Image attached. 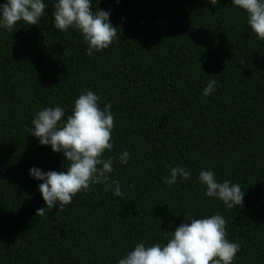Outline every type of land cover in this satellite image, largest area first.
Returning a JSON list of instances; mask_svg holds the SVG:
<instances>
[{"label": "trees", "instance_id": "trees-1", "mask_svg": "<svg viewBox=\"0 0 264 264\" xmlns=\"http://www.w3.org/2000/svg\"><path fill=\"white\" fill-rule=\"evenodd\" d=\"M45 2L37 25L0 30V264H116L141 240L164 243L183 218L216 212L240 245L232 264H264V41L244 13L231 0H93L117 39L89 56L77 31L52 27ZM86 90L114 114L103 158L130 154L110 174L123 196L94 185L35 216L43 201L29 168L62 171L64 158L26 129L46 106L70 114ZM166 165L190 178L165 185ZM208 168L240 185L242 206L205 198L197 176Z\"/></svg>", "mask_w": 264, "mask_h": 264}, {"label": "clouds", "instance_id": "clouds-1", "mask_svg": "<svg viewBox=\"0 0 264 264\" xmlns=\"http://www.w3.org/2000/svg\"><path fill=\"white\" fill-rule=\"evenodd\" d=\"M92 3L93 0H54L51 12L52 27L60 32L77 31L89 56L108 49L117 39V27L109 20L110 11H93ZM231 4L244 13L252 35L264 41V0H231ZM47 8L45 0H4L0 3V30L11 31L18 22L28 27L37 25ZM216 83L209 80L202 94L215 92ZM98 101L97 94L86 90L73 100L70 114L63 106H46L33 114L31 127L26 130L40 146H47L64 158L62 171L29 168V177L39 182L37 188L43 201L35 216H43L53 208L64 210L77 193H86L94 185H100L103 192L111 191L114 198L123 196L120 182L110 179V174L115 171L114 162L126 165L130 154L123 150L103 158L105 152L113 149L114 114L111 103L101 109ZM166 167L169 174L162 179L165 185H174L178 178H190L183 166ZM197 182L203 186L205 198L220 201L226 210L242 206L244 190L238 183L218 180L213 169L199 170ZM226 223L219 212L183 218L174 231L166 232L164 243L141 240L117 258L116 264H232L240 245L226 239Z\"/></svg>", "mask_w": 264, "mask_h": 264}]
</instances>
